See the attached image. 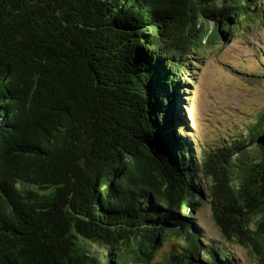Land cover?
Instances as JSON below:
<instances>
[{"label":"trees","instance_id":"1","mask_svg":"<svg viewBox=\"0 0 264 264\" xmlns=\"http://www.w3.org/2000/svg\"><path fill=\"white\" fill-rule=\"evenodd\" d=\"M263 23L264 0H0V264H264V109L200 150L184 112L204 52Z\"/></svg>","mask_w":264,"mask_h":264},{"label":"rangeland","instance_id":"2","mask_svg":"<svg viewBox=\"0 0 264 264\" xmlns=\"http://www.w3.org/2000/svg\"><path fill=\"white\" fill-rule=\"evenodd\" d=\"M219 44L207 49L202 66L192 70L194 83L184 97L186 124L199 150L222 136L242 133L244 121L264 109V61L259 58L260 53L264 57V23L232 37L229 45ZM200 217L204 236L219 239L209 209L203 207ZM166 249L161 246L150 264L161 261ZM236 256L241 264H258L243 248Z\"/></svg>","mask_w":264,"mask_h":264},{"label":"water","instance_id":"3","mask_svg":"<svg viewBox=\"0 0 264 264\" xmlns=\"http://www.w3.org/2000/svg\"><path fill=\"white\" fill-rule=\"evenodd\" d=\"M137 141L135 143L137 146V149L141 151L139 158L136 160L137 162H139V164H141L142 166H147L148 168L154 170V171H158V169H160L166 176V172H164V170L161 167V163L160 161L157 159V157L155 156V154L151 151V149L141 140L136 139ZM168 173V172H167ZM169 175V174H168Z\"/></svg>","mask_w":264,"mask_h":264}]
</instances>
